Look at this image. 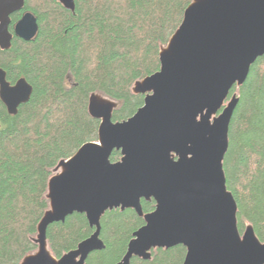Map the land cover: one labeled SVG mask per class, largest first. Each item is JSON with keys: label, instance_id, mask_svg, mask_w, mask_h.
Returning <instances> with one entry per match:
<instances>
[{"label": "water", "instance_id": "95a60500", "mask_svg": "<svg viewBox=\"0 0 264 264\" xmlns=\"http://www.w3.org/2000/svg\"><path fill=\"white\" fill-rule=\"evenodd\" d=\"M75 11V0H58ZM26 0H0V48L9 49L12 15ZM38 17L25 10L15 24L16 36L31 41ZM264 56V0H193L184 18L160 51V69L134 84L145 94L143 106L124 121H113L118 103L99 93L89 113L100 120L98 141L83 144L59 162L49 181L50 208L38 227V250L20 264H87L105 248L103 215L115 208L134 209L145 224L134 233L127 253L151 259L157 248L183 245V264H264V242L249 225L241 233L238 205L229 191L224 159L229 130L242 86ZM33 86L15 83L0 68V97L11 114L27 103ZM115 150L122 158L111 161ZM142 199L156 208L145 214ZM74 213L86 214L95 232L76 249L56 258L49 249L50 224Z\"/></svg>", "mask_w": 264, "mask_h": 264}, {"label": "trees", "instance_id": "16d2710c", "mask_svg": "<svg viewBox=\"0 0 264 264\" xmlns=\"http://www.w3.org/2000/svg\"><path fill=\"white\" fill-rule=\"evenodd\" d=\"M193 0H75V11L58 0H26L40 25L34 40L14 32L25 10L13 14L14 38L0 48V68L15 83L33 86L30 100L11 114L0 97V264H20L38 250V227L50 208V178L63 159L85 143L98 141L100 120L89 113L93 93L118 103L113 121H124L143 106L146 95L134 84L160 69V51L181 25ZM239 96L230 130L224 170L238 205L241 233L251 225L264 242V56L251 66L245 83L231 90ZM122 158L115 150L111 161ZM145 214L156 202L142 199ZM145 224L134 209L115 208L101 220L105 248L87 264H117L133 235ZM86 214L74 213L47 230L56 258L90 237ZM187 248H157L151 259L130 264H183Z\"/></svg>", "mask_w": 264, "mask_h": 264}, {"label": "flooded vegetation", "instance_id": "af4514ba", "mask_svg": "<svg viewBox=\"0 0 264 264\" xmlns=\"http://www.w3.org/2000/svg\"><path fill=\"white\" fill-rule=\"evenodd\" d=\"M11 30V29H10ZM13 33V32H12Z\"/></svg>", "mask_w": 264, "mask_h": 264}]
</instances>
